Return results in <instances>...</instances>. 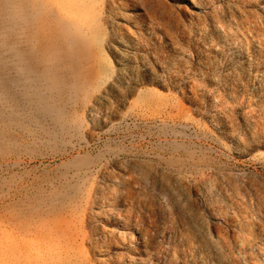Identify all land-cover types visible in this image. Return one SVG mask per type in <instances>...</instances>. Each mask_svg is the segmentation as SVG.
I'll list each match as a JSON object with an SVG mask.
<instances>
[{
	"label": "rangeland",
	"instance_id": "rangeland-1",
	"mask_svg": "<svg viewBox=\"0 0 264 264\" xmlns=\"http://www.w3.org/2000/svg\"><path fill=\"white\" fill-rule=\"evenodd\" d=\"M0 264H264V0H0Z\"/></svg>",
	"mask_w": 264,
	"mask_h": 264
}]
</instances>
